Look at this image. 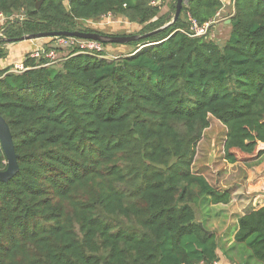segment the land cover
<instances>
[{"label":"trees","instance_id":"16d2710c","mask_svg":"<svg viewBox=\"0 0 264 264\" xmlns=\"http://www.w3.org/2000/svg\"><path fill=\"white\" fill-rule=\"evenodd\" d=\"M175 3L162 14L165 0H0V38L107 36L84 23L108 16L141 37L168 24ZM226 4L186 0L171 26L111 60L72 46L57 64L26 54L25 71L0 70L18 165L0 182V264H218L219 250L228 264H264V207L238 217L233 255L196 220L201 199L230 201L194 170L211 119L225 131L224 162L264 157V0H232L220 44L208 32ZM190 20L208 32L187 35Z\"/></svg>","mask_w":264,"mask_h":264},{"label":"rangeland","instance_id":"374dc122","mask_svg":"<svg viewBox=\"0 0 264 264\" xmlns=\"http://www.w3.org/2000/svg\"><path fill=\"white\" fill-rule=\"evenodd\" d=\"M171 2L172 0H165V5L161 9L162 14L167 12V7ZM223 2L225 4L227 3L226 7L221 14L218 15L217 21L214 22L215 25L211 30L209 32L206 31V33L208 32V38L220 44L224 43L228 38L230 28L227 22L234 10L232 0H223ZM84 27L111 37H123L122 35L134 34L136 31L135 27L127 23L124 19L112 18L110 16L103 17L96 21H87L84 23ZM100 44L108 60L114 59L132 50V47L126 46V44L106 43L104 46H102V43ZM50 46L51 45H49V48ZM66 49L67 48L62 49V52H59L57 57H61V59L65 57L68 53ZM224 132L223 126L217 120L211 119L210 127L205 130L197 145L194 159V170L201 172L208 183L220 192L229 189L233 190L234 187L237 186V183H240L239 180L241 178L243 165L235 164L231 167V165L227 164L222 159ZM241 197V195L236 194L233 198L231 197V199L237 204ZM200 203L201 205L195 208L196 220L203 224L209 232L215 233L220 248L222 247V249L228 251L230 255H233L229 246L232 244L237 224L234 217H224L228 216V211L230 209L224 208L221 205H212L206 202L204 198L201 199ZM223 214L226 215L223 216ZM218 254L220 259H222L220 250ZM247 258L248 253L246 254V259ZM243 260L244 259H240V263H242Z\"/></svg>","mask_w":264,"mask_h":264},{"label":"crops","instance_id":"0c3cea01","mask_svg":"<svg viewBox=\"0 0 264 264\" xmlns=\"http://www.w3.org/2000/svg\"><path fill=\"white\" fill-rule=\"evenodd\" d=\"M46 42L47 39L43 38L4 44L0 48L4 51V56L0 58V70L7 67L13 68L15 65L21 64L26 54L33 52L37 48H42ZM233 166L231 165V167ZM239 181L240 183H237V186L233 190L229 189L231 190L229 203L226 205L219 204L224 208L230 209L228 216H224L226 214H223V216L228 218L234 217L236 224L239 216L264 207V157L256 164L242 165ZM236 194L242 196L237 204L231 199ZM218 264L228 263L222 257Z\"/></svg>","mask_w":264,"mask_h":264},{"label":"water","instance_id":"95a60500","mask_svg":"<svg viewBox=\"0 0 264 264\" xmlns=\"http://www.w3.org/2000/svg\"><path fill=\"white\" fill-rule=\"evenodd\" d=\"M185 2V0H176L175 3V13L173 15L172 20L159 28L156 31L150 32L144 36L138 37V36H133V37H111V36H103L98 33H83V32H55V33H41V34H36V35H27L21 37L18 42L20 41H29V40H34V39H43V38H54V37H65V38H77L81 40H92L96 41L102 44L106 43H116V44H127L131 41L148 37L150 35H153L157 32L163 31L169 26H171L179 17L182 4ZM39 4H37L38 7ZM9 18V16H8ZM230 21L227 23L229 24ZM0 42H6V43H14L17 42L16 40H7V39H1ZM0 148L6 158V169L4 171H0V182H7L10 180L18 171V165H17V155L15 154L14 151V145L12 141V136L9 130V127L5 120L1 117L0 115ZM201 226L202 224L199 223ZM210 234L211 232H207Z\"/></svg>","mask_w":264,"mask_h":264},{"label":"built area","instance_id":"2783aa9c","mask_svg":"<svg viewBox=\"0 0 264 264\" xmlns=\"http://www.w3.org/2000/svg\"><path fill=\"white\" fill-rule=\"evenodd\" d=\"M151 3L154 4V0H151ZM109 17V16H108ZM5 18L3 15L0 14V26L4 23ZM191 27L189 29V33L187 35L191 37H198L201 35H204L209 27V24H205L201 27H199L195 21L190 20ZM50 48L49 52H44L43 47L37 48L33 52L29 53L30 58L40 59L42 56L45 60H47L46 65H53L57 64L59 61H61V57H57V52L54 49H64V48H70L72 46H77L79 48V53L82 54H94L99 53L102 51L101 44L96 41L92 40H79L77 38H65V37H54L51 39L50 42ZM99 58L108 60L106 56L99 55ZM26 68L23 66V64L15 65L10 72L12 73H21L25 71Z\"/></svg>","mask_w":264,"mask_h":264}]
</instances>
